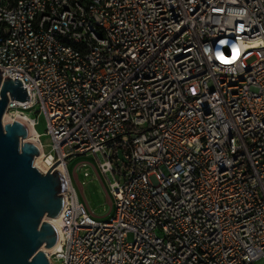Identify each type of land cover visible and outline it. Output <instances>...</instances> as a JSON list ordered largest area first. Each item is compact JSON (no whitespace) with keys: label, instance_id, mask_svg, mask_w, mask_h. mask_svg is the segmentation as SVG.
Segmentation results:
<instances>
[{"label":"built area","instance_id":"2783aa9c","mask_svg":"<svg viewBox=\"0 0 264 264\" xmlns=\"http://www.w3.org/2000/svg\"><path fill=\"white\" fill-rule=\"evenodd\" d=\"M0 73L65 169L50 264H264V0H0ZM78 153L115 177L104 220Z\"/></svg>","mask_w":264,"mask_h":264},{"label":"water","instance_id":"95a60500","mask_svg":"<svg viewBox=\"0 0 264 264\" xmlns=\"http://www.w3.org/2000/svg\"><path fill=\"white\" fill-rule=\"evenodd\" d=\"M25 88L17 77L2 79L0 73V264H50L43 248L53 247L57 236L48 218L60 214L66 190L58 162L45 173L35 167L40 151L25 141L26 126L3 123L9 97L28 100Z\"/></svg>","mask_w":264,"mask_h":264},{"label":"rangeland","instance_id":"374dc122","mask_svg":"<svg viewBox=\"0 0 264 264\" xmlns=\"http://www.w3.org/2000/svg\"><path fill=\"white\" fill-rule=\"evenodd\" d=\"M26 112L29 114V116L36 118L37 123L34 126L35 131L41 134L40 140L43 144L44 151H49L51 148L50 137L45 133L46 118L44 114L37 115L35 108L31 111ZM102 160L103 159L99 158L98 154L92 155L88 153L71 156L66 159V166L71 175L72 182L78 192L79 199L84 203L87 211L91 212L92 215L98 220H104L107 218L111 202L106 194V191H109V183L113 182L115 178L109 173H107L106 175L101 173V180L97 177L92 164L97 166L99 161ZM82 161L87 162L88 164L78 169L77 172L80 175L84 171H87L89 175L83 178L79 177V183L74 176V168L77 163ZM101 181L103 182V184Z\"/></svg>","mask_w":264,"mask_h":264},{"label":"bare ground","instance_id":"6f19581e","mask_svg":"<svg viewBox=\"0 0 264 264\" xmlns=\"http://www.w3.org/2000/svg\"><path fill=\"white\" fill-rule=\"evenodd\" d=\"M13 119H17L21 121L27 128L28 134L25 138V141H29L32 143L37 142L36 138V131L35 129L32 128L31 126V121L27 119V117H24L22 114H18L16 116H13L12 114H9L7 112L4 113L3 115V123H8L13 121ZM34 165L35 167L41 171L42 173H45L48 171V169L52 166L55 165L54 163L50 162L49 159L43 156V154L40 152L38 155L35 156L34 158ZM56 169L59 170L60 172H65L64 166L62 163H57L56 164ZM49 221L55 226L59 228V222H60V215L52 218H48ZM59 247V243H56L53 247L51 248H43L46 254H49L52 251H55Z\"/></svg>","mask_w":264,"mask_h":264},{"label":"clouds","instance_id":"9594fccd","mask_svg":"<svg viewBox=\"0 0 264 264\" xmlns=\"http://www.w3.org/2000/svg\"><path fill=\"white\" fill-rule=\"evenodd\" d=\"M217 55H219V53H217Z\"/></svg>","mask_w":264,"mask_h":264}]
</instances>
